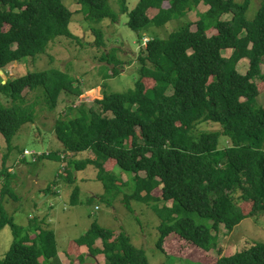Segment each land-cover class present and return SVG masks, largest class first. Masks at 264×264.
Returning a JSON list of instances; mask_svg holds the SVG:
<instances>
[{"label":"trees","instance_id":"1","mask_svg":"<svg viewBox=\"0 0 264 264\" xmlns=\"http://www.w3.org/2000/svg\"><path fill=\"white\" fill-rule=\"evenodd\" d=\"M118 2L120 14L127 13L126 0ZM76 3L94 36V47H104L103 29L97 25L118 21L109 0ZM201 4L207 9L197 21H189L186 14ZM250 4V0H139L127 13L130 30L145 31L177 19L181 25L168 38L153 37L143 45L133 89L104 93L91 104L80 100L81 85L57 69L1 80L0 95L7 103H0V135L9 153L21 127L36 120L23 92L41 89L43 106L50 112L64 94L70 101L55 121V138L65 153H91L74 164L76 170L94 167L105 192L126 188L129 210L131 200L161 202V207L151 206L160 219L159 251L171 235L203 251L213 250L220 227L231 232L246 218L264 214V108L252 107L264 89V0L252 20L246 18ZM74 16L63 0H0V70L46 54L58 38L79 41L70 29ZM223 51L231 53L224 57ZM101 59L107 66L115 63L106 79L119 73L113 55L103 54ZM242 60L248 64L245 73L237 71ZM203 124L219 125L221 130L201 131ZM221 136L228 144L223 148ZM8 154L0 168V230L9 227L12 242L0 264H44L57 255L53 232L35 218L28 226L16 225L3 206L4 196L16 199L8 187ZM115 168L121 173L114 175ZM158 185L161 198H153ZM77 192L75 188L71 194V205L76 204ZM75 243L91 257L102 254L106 264H149L145 252L124 232L116 234L97 223ZM215 264H264V242L221 256Z\"/></svg>","mask_w":264,"mask_h":264},{"label":"rangeland","instance_id":"2","mask_svg":"<svg viewBox=\"0 0 264 264\" xmlns=\"http://www.w3.org/2000/svg\"><path fill=\"white\" fill-rule=\"evenodd\" d=\"M139 0H126L127 13L134 9ZM242 2L243 0H238ZM251 4L246 13V18L252 20L262 0H250ZM63 4L73 13L74 19L71 24L72 32L79 38V41L58 38L51 45L46 54L35 58H25L14 66L5 68L0 73V82L5 83L7 79L24 76L28 72H40L48 69H57L76 80L82 89L80 97L85 104L100 99L104 93H124L133 89L134 82L138 79L139 64L136 61L143 49L144 41L153 37L166 39L173 32L179 29L182 20L172 21L161 27H152L145 31L134 32L126 23L128 14H120L118 0H109L111 11L118 15V21L111 23L102 20L98 27H102L104 33V47H94V36L86 27L82 14L79 13V6L76 0H63ZM207 8L200 5L196 10L188 12L186 18L195 22L199 14ZM78 12V14H77ZM155 12L152 11L151 14ZM229 16L223 17L228 19ZM179 20V21H178ZM192 29H195L192 26ZM115 49L111 53V49ZM230 51H223L222 55L228 57ZM103 54L113 55L117 61L118 74L106 79L114 68L107 66L101 59ZM247 60L238 63L237 71L245 73ZM264 70V64L261 65ZM151 80V78H149ZM152 81V80H151ZM29 108L35 111V122L21 127L13 137L11 146L13 150L9 153L3 137L0 135V168L3 157L7 160L13 156V165L20 164L14 168L9 188L14 191L16 199L4 196L3 206L13 222L21 227L28 226L32 219H37L41 227L53 232L55 237L56 257L44 264H106L102 254L87 255L83 246H78L75 241L82 237L93 223L100 227L114 231L116 234L124 232L131 243L138 249H142L147 256L149 264H215L221 256H231L240 252L249 245L264 242V214L257 218L250 217L243 220L231 232L220 227L216 233V246L211 251H203L174 235L167 237L161 247L156 248L159 234L157 227L160 219L153 211L152 205L161 207V202L154 199L139 202L131 200L128 202L130 210L125 205V195L129 194L126 188H119L105 192L101 182L95 179L96 170L88 166L81 171L76 170L74 164L83 161L91 153H79L66 155L63 153V162L58 159L46 158L37 159L32 156H25V160L18 161V150H27L35 154L57 153L61 155L63 148L59 145L54 135L56 119L65 111L70 99L64 94L61 95L62 102L52 112L48 111L43 104L44 95L41 89L32 92L25 90ZM90 102V104L92 103ZM0 103L6 104V99L0 95ZM89 104V105H90ZM35 106V108H34ZM253 108H264V89L252 103ZM201 131H220L219 125L203 124ZM226 138H219V148L226 147ZM61 147V148H60ZM57 148V149H56ZM62 149V150H61ZM57 150V151H56ZM37 152V153H36ZM121 171L115 168L113 174ZM122 180H126L122 174ZM68 177L69 181H66ZM3 179L0 177V200L3 190ZM55 191L60 194H45V190L53 183ZM54 185L52 184V189ZM161 185L151 193L153 198H161ZM78 188L75 205H71V194ZM127 193V194H125ZM246 211V209H245ZM12 242V235L9 227L0 230V259L8 251ZM96 247H101V241L97 240ZM164 250V253H163Z\"/></svg>","mask_w":264,"mask_h":264},{"label":"crops","instance_id":"3","mask_svg":"<svg viewBox=\"0 0 264 264\" xmlns=\"http://www.w3.org/2000/svg\"><path fill=\"white\" fill-rule=\"evenodd\" d=\"M97 98V97H96ZM59 145H60V143H59ZM61 146V145H60ZM18 154L19 155H21V151H19L18 150ZM71 155V154H70ZM52 159H58L60 162H63V161H61L60 159H59V155L56 153L55 154V158H52ZM23 160H25V159H23ZM18 161L21 163L22 162V160L20 159V156H19V159H18ZM13 163H14V157L13 156H11L7 161H6V167H7V171L11 174V177L13 176V174H14V168L15 167H20V164H17L16 166L15 165H13ZM65 164V163H64ZM11 180H13L12 178H11ZM55 186L56 185H54V187H53V189H52V184L47 188V190H45V194H60L61 193V191H60V189H58V188H56L59 192L57 193L56 191H55ZM30 236H32V234H30Z\"/></svg>","mask_w":264,"mask_h":264},{"label":"clouds","instance_id":"4","mask_svg":"<svg viewBox=\"0 0 264 264\" xmlns=\"http://www.w3.org/2000/svg\"><path fill=\"white\" fill-rule=\"evenodd\" d=\"M201 5H202V4H201ZM147 41H148V40H145V41H144V44L147 43ZM0 72L3 73L2 70H0ZM101 98H102V97H101ZM101 98H100V99H101ZM96 99H98V98H96ZM91 101H92V100H91ZM91 101H88V102L90 103ZM24 152H25V151L21 152V154H22V156H21V160L25 159V156H26V155H24ZM63 153L66 154L67 156L70 155V153H65L64 151H62L61 155H59V159H60L61 161H62V159L64 158ZM34 154H35V153H34ZM51 154H52V155H55L54 152L51 153ZM43 155H44V156H47V155H50V153L38 154V155L35 154V155H32V157H36L37 159H39V158L42 157ZM70 156H72V154H71ZM42 158H43V157H42ZM46 158H47V157H46ZM40 159H41V158H40ZM56 183H57V182H56ZM56 183H55V184H56Z\"/></svg>","mask_w":264,"mask_h":264},{"label":"built area","instance_id":"5","mask_svg":"<svg viewBox=\"0 0 264 264\" xmlns=\"http://www.w3.org/2000/svg\"><path fill=\"white\" fill-rule=\"evenodd\" d=\"M24 155H26V156H32V155H35L34 153H31V152H28V151H25L24 152Z\"/></svg>","mask_w":264,"mask_h":264},{"label":"bare ground","instance_id":"6","mask_svg":"<svg viewBox=\"0 0 264 264\" xmlns=\"http://www.w3.org/2000/svg\"><path fill=\"white\" fill-rule=\"evenodd\" d=\"M61 148V147H60ZM57 149V148H56ZM62 150V149H61ZM25 151H27V150H25ZM57 151V150H56ZM30 152V151H29ZM34 153V152H33ZM37 153V152H36ZM55 153V152H54ZM64 163V162H63ZM57 190V189H56Z\"/></svg>","mask_w":264,"mask_h":264},{"label":"water","instance_id":"7","mask_svg":"<svg viewBox=\"0 0 264 264\" xmlns=\"http://www.w3.org/2000/svg\"><path fill=\"white\" fill-rule=\"evenodd\" d=\"M0 73H2V72H0Z\"/></svg>","mask_w":264,"mask_h":264}]
</instances>
